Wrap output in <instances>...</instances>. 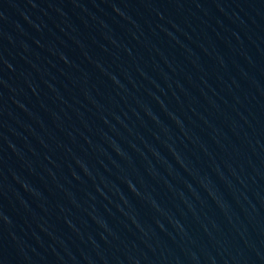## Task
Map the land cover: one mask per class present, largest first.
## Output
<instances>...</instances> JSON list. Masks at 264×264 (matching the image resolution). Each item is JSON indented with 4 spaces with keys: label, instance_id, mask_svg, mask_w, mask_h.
<instances>
[{
    "label": "water",
    "instance_id": "obj_1",
    "mask_svg": "<svg viewBox=\"0 0 264 264\" xmlns=\"http://www.w3.org/2000/svg\"><path fill=\"white\" fill-rule=\"evenodd\" d=\"M0 264H264V0H0Z\"/></svg>",
    "mask_w": 264,
    "mask_h": 264
}]
</instances>
